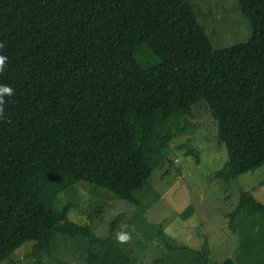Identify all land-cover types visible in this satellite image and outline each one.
<instances>
[{"label":"trees","instance_id":"obj_1","mask_svg":"<svg viewBox=\"0 0 264 264\" xmlns=\"http://www.w3.org/2000/svg\"><path fill=\"white\" fill-rule=\"evenodd\" d=\"M237 3L252 34L214 49L188 0H0V83L15 91L0 121V261L29 241L49 251L60 234L87 239V264H134L115 221L98 238L55 200L82 181L139 204L134 192L168 160L163 125L199 102L227 149L218 178L264 165V0ZM241 212L264 204L242 194L230 221Z\"/></svg>","mask_w":264,"mask_h":264},{"label":"rangeland","instance_id":"obj_2","mask_svg":"<svg viewBox=\"0 0 264 264\" xmlns=\"http://www.w3.org/2000/svg\"><path fill=\"white\" fill-rule=\"evenodd\" d=\"M214 49L245 42L252 34L237 0H188ZM135 58L142 68L155 64L147 45ZM168 124V125H167ZM172 134L168 160L154 169L146 184L134 192L139 204L111 192L77 182L58 195L57 212L90 226L98 237L112 240L125 225L129 244L119 245L134 264H264V214L241 212L233 221L242 194L264 204V165L229 179L217 177L227 162V149L218 141L216 122L199 102L192 116L163 125ZM187 207L191 212L184 217ZM34 242L17 248L0 264H87L88 241L56 234L49 251L32 254Z\"/></svg>","mask_w":264,"mask_h":264},{"label":"clouds","instance_id":"obj_3","mask_svg":"<svg viewBox=\"0 0 264 264\" xmlns=\"http://www.w3.org/2000/svg\"><path fill=\"white\" fill-rule=\"evenodd\" d=\"M5 48V43L0 41V50ZM8 65L7 56L0 52V75H2ZM15 95L14 89L7 85L0 83V121L5 120V104L8 102L7 98L13 97ZM132 240L131 232L127 230V225H125L120 231L115 234V242L119 245L129 244Z\"/></svg>","mask_w":264,"mask_h":264}]
</instances>
